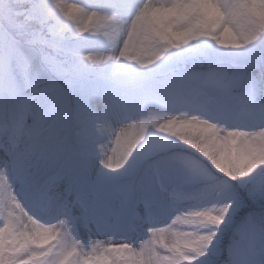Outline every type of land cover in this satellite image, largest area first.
I'll list each match as a JSON object with an SVG mask.
<instances>
[{"label": "snow or ice", "instance_id": "obj_1", "mask_svg": "<svg viewBox=\"0 0 264 264\" xmlns=\"http://www.w3.org/2000/svg\"><path fill=\"white\" fill-rule=\"evenodd\" d=\"M0 264H264V0H0Z\"/></svg>", "mask_w": 264, "mask_h": 264}, {"label": "rangeland", "instance_id": "obj_2", "mask_svg": "<svg viewBox=\"0 0 264 264\" xmlns=\"http://www.w3.org/2000/svg\"><path fill=\"white\" fill-rule=\"evenodd\" d=\"M69 2H78V0H69Z\"/></svg>", "mask_w": 264, "mask_h": 264}]
</instances>
